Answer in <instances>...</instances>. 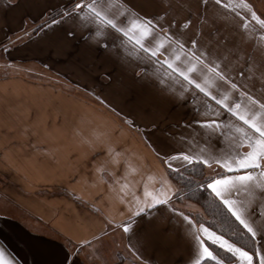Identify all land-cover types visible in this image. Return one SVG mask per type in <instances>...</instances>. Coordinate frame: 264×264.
Masks as SVG:
<instances>
[{
	"label": "crops",
	"instance_id": "1",
	"mask_svg": "<svg viewBox=\"0 0 264 264\" xmlns=\"http://www.w3.org/2000/svg\"><path fill=\"white\" fill-rule=\"evenodd\" d=\"M47 3L0 0V41L7 44L9 39L15 41L16 36H22L24 29L32 32L40 28L43 20L49 19L42 16ZM95 3L99 5L97 11L103 8L111 13L109 19L126 15L124 0ZM241 3L250 4L258 16L264 13V3L258 0H228L229 7ZM163 7L172 16L183 18L197 10L198 0H164ZM135 24L133 14L126 21L130 35ZM221 27L232 30L224 23ZM262 28L258 21L247 25L245 48L252 53L254 63L264 61ZM43 31L40 28L33 35L36 42L27 48L0 55V251L13 264H58L63 250L71 248L70 241L99 237L91 249H85L82 258L91 251L99 264H133L125 248L127 234L118 226L143 208L147 194L160 191L162 183L179 186L153 144L144 138L143 127L137 131L129 126L115 105L125 113H141L147 118L159 107L163 128L179 123L185 110L135 82L131 70L126 71L99 48L90 49L86 38L78 35L62 46L55 32L37 41ZM117 43L126 56L137 58L139 49L126 38ZM172 51L180 55L174 48ZM105 73L112 77L110 83L103 79ZM249 87L257 95L264 92V77L255 73ZM101 95L113 104L111 110L98 102ZM239 102L242 114L256 119L264 115L249 103ZM230 123L226 140L239 137L246 144L238 131L246 127L243 122ZM179 139L187 140L189 151L195 155L212 152L210 145L195 135ZM259 199V189L252 185L248 190L241 187L237 202L254 207ZM183 202L192 219L198 220L195 213H200V206L190 200ZM199 223L209 231L194 238L190 264L199 259L201 243L216 256L210 247L214 243L207 237L220 234ZM197 226L181 230L175 224H161L145 258L153 264H186L188 247L183 232L191 237Z\"/></svg>",
	"mask_w": 264,
	"mask_h": 264
},
{
	"label": "snow or ice",
	"instance_id": "2",
	"mask_svg": "<svg viewBox=\"0 0 264 264\" xmlns=\"http://www.w3.org/2000/svg\"><path fill=\"white\" fill-rule=\"evenodd\" d=\"M163 4L164 0H140L139 3L124 0L122 6L126 15L119 19L113 15L109 19L111 13L103 8L97 11L99 5L95 0H48L42 16L48 15L49 19L40 25L44 31L37 41L49 32H55L57 41L67 46L80 35L86 38L90 49L99 48L126 71L131 70L135 82L152 94L183 107L184 118L163 128L159 107L153 109L151 118H147L141 113H125L119 104L115 105L121 113L120 118L130 122L129 126L137 131L143 127L144 138L153 144L170 174L188 173L183 177L186 180L184 187L189 192L187 199L207 193L224 214L240 226L241 234L252 246H237L215 233L207 238L226 249L234 257V264H264V181L260 180L264 177V115L256 119L242 114L239 102L243 100L264 113V92L257 95L249 87L255 73L264 77V61L254 63L252 53L245 48L247 25L258 21L264 26V13L258 16L247 3L229 7L228 0H198V8L192 15L177 18ZM245 8L247 12H244ZM52 12H55L54 16L50 15ZM133 14L136 24L130 35L126 21ZM222 23L232 30L221 27ZM40 28L32 32L24 29L22 36H16L15 41L9 39L7 44L0 41V55H11L12 51L35 43L32 37ZM125 38L139 49L135 60L126 56L117 43ZM173 48L179 56L173 53ZM103 79L110 83L112 77L105 73ZM91 91L96 94L94 88ZM98 102L107 104L110 110L113 108V104L102 95ZM233 120L246 126L238 130L246 144L239 137L226 140ZM186 134L202 139L210 145L212 152L193 154L189 151L188 141L179 139ZM252 185L260 192L255 206L238 203L241 187L248 190ZM183 190L174 188L170 182L162 183L160 191L147 194L148 200L143 208L120 223L118 227L127 234L129 243L125 248L133 258V264H153L145 258V253L164 223L178 225L181 230L198 225L191 237L183 232L188 247L186 264H190L194 255V238L197 234L204 236L209 230L192 219V213L180 200ZM109 227L114 225L109 224ZM98 239L70 241L71 248L63 250L58 264H89L92 252L83 258L81 254L85 249H91ZM201 247L196 264H207L208 260L224 264L207 246L201 243ZM0 264H13V261L4 259L0 251ZM91 264L99 262L92 257Z\"/></svg>",
	"mask_w": 264,
	"mask_h": 264
},
{
	"label": "trees",
	"instance_id": "3",
	"mask_svg": "<svg viewBox=\"0 0 264 264\" xmlns=\"http://www.w3.org/2000/svg\"><path fill=\"white\" fill-rule=\"evenodd\" d=\"M187 175L188 173H182L181 175L171 173V178L177 182L179 188L182 186L184 189L181 193L180 200L181 198L190 200L200 206L201 211L198 214H201L203 219L199 217L198 221L236 243L238 246L243 245L245 248H250L252 245L250 241L247 240L246 236L241 234L243 230L240 228V226L234 221L233 218H230L228 215L224 214L218 203L213 202L207 193L187 199L189 192L188 189L184 187L186 180L183 178ZM210 247L216 254L218 260H223L224 264H234V257L226 250L215 244H210ZM207 264H216V262L208 260Z\"/></svg>",
	"mask_w": 264,
	"mask_h": 264
},
{
	"label": "rangeland",
	"instance_id": "4",
	"mask_svg": "<svg viewBox=\"0 0 264 264\" xmlns=\"http://www.w3.org/2000/svg\"><path fill=\"white\" fill-rule=\"evenodd\" d=\"M258 1L261 2V3H264V0H258ZM180 188H182V186H180ZM181 200L184 201L185 199L181 198ZM195 214H196L197 217H201L203 219L201 214H198V213H195ZM128 264H131V263H128Z\"/></svg>",
	"mask_w": 264,
	"mask_h": 264
}]
</instances>
